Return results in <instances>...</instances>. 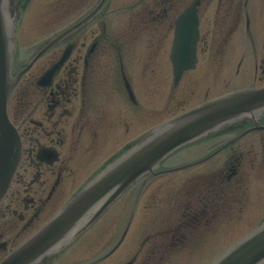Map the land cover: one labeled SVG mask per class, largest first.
Masks as SVG:
<instances>
[{"label": "flooded vegetation", "instance_id": "flooded-vegetation-1", "mask_svg": "<svg viewBox=\"0 0 264 264\" xmlns=\"http://www.w3.org/2000/svg\"><path fill=\"white\" fill-rule=\"evenodd\" d=\"M30 1L12 0L15 13ZM195 2L198 63L178 85L172 67L164 70L165 92L180 97L168 112L212 95L225 60L235 79L246 78L254 62L255 80L264 83V0H51L54 15L70 18L64 29L74 31L54 45L63 29L43 34L28 49L18 31L12 69L21 77L8 114L22 159L0 203V261L55 215L91 169L139 135L140 118L156 114L160 101L153 92L141 95L138 81L153 86L159 66H171L179 17ZM235 220H264V114L228 124L163 161L99 225L37 264H165L172 254L212 252L220 221Z\"/></svg>", "mask_w": 264, "mask_h": 264}, {"label": "water", "instance_id": "water-1", "mask_svg": "<svg viewBox=\"0 0 264 264\" xmlns=\"http://www.w3.org/2000/svg\"><path fill=\"white\" fill-rule=\"evenodd\" d=\"M189 18L177 35L173 51L177 78L183 69L193 66L198 32L195 24H188ZM15 28L9 0H0V201L10 186L21 155L19 136L7 117V102L18 80L11 75ZM262 111L264 87L221 96L154 128L99 172L49 224L0 264H35L46 254L63 249L128 187L152 172L166 157L228 122L253 117ZM213 264H264V224Z\"/></svg>", "mask_w": 264, "mask_h": 264}, {"label": "rangeland", "instance_id": "rangeland-1", "mask_svg": "<svg viewBox=\"0 0 264 264\" xmlns=\"http://www.w3.org/2000/svg\"><path fill=\"white\" fill-rule=\"evenodd\" d=\"M51 0H31L29 2L28 8L23 12L22 14V28L20 29L21 31V36L25 40V36H28L29 40L26 41L27 43V49L36 44L39 40H41L45 35L48 33L52 32H57V30L65 27L66 25L69 24L70 18L67 13H64V11H61L57 15H54L55 12L52 10ZM62 5V3H60ZM26 27V28H25ZM44 34V36H43ZM23 42V41H22ZM231 56V55H230ZM228 66L227 61H224V64ZM159 68L162 70L160 72L161 77H157L156 80H153L152 83H154L153 86H148L147 81L139 80L138 82L143 85V89L141 90V95L146 96V97H151L152 92L155 93H160L163 95V99H165L162 103H160L162 106L161 107H156V110H163L167 109L166 107L171 108L173 104L176 103V101L180 98L177 95H174L173 99L171 98V93L168 90V92H165V83L166 79H164V70L168 71L170 69V66L166 63L163 65V63L159 66ZM227 71L223 73L226 74ZM222 75V76H223ZM221 76V77H222ZM219 76H216L215 80L218 83V88L216 91L212 94V96L216 95L217 93L224 92L227 88H225V84L233 79L229 75H225L222 78ZM225 78V80H224ZM236 82V81H235ZM239 82L243 83V80L237 81L234 86H229V88L235 87L238 85ZM155 86V87H154ZM205 86L204 84L200 87L203 90V93L205 91ZM185 100V99H181ZM168 111V110H167ZM155 115H153L154 117ZM154 122H156V118H154ZM149 126H144V125H139V135L145 133L146 131L149 130ZM124 141L123 143H125ZM190 153V152H188ZM180 159V158H179ZM99 165L95 166L93 169H91V174L94 172ZM89 174V175H91ZM255 189L249 190L247 189V194L249 195L250 198L254 196ZM248 202L246 203L245 207L247 206ZM245 210V209H244ZM239 211V210H238ZM233 216H237L238 212L235 210V213L232 212ZM101 222V221H100ZM98 222L97 225L100 224ZM230 221H220L219 223V248L216 247L214 252H209L214 253L210 256L205 257V256H193L190 255L189 253L184 254L182 257L177 258V253L170 255L171 259L167 260L165 264H190V262L194 261L191 264H208L209 261H211L213 258L215 259L216 256L222 253V250L225 251L230 245L234 244L236 242L235 238L239 237L242 235L244 232H246L248 229H251L256 222H253L251 224H237L236 220L227 223ZM233 238L234 240H229L230 238ZM199 254H203L202 252H199ZM206 254V255H208Z\"/></svg>", "mask_w": 264, "mask_h": 264}]
</instances>
